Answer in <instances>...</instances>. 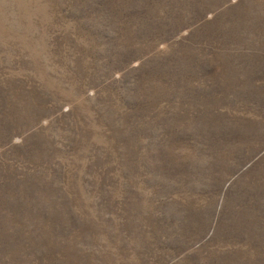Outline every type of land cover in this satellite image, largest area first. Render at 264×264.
Instances as JSON below:
<instances>
[{
	"label": "rangeland",
	"instance_id": "374dc122",
	"mask_svg": "<svg viewBox=\"0 0 264 264\" xmlns=\"http://www.w3.org/2000/svg\"><path fill=\"white\" fill-rule=\"evenodd\" d=\"M0 264H264V0H0Z\"/></svg>",
	"mask_w": 264,
	"mask_h": 264
}]
</instances>
